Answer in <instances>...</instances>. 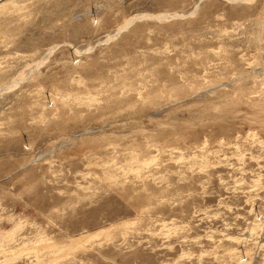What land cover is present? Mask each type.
I'll list each match as a JSON object with an SVG mask.
<instances>
[{
  "label": "rangeland",
  "instance_id": "1",
  "mask_svg": "<svg viewBox=\"0 0 264 264\" xmlns=\"http://www.w3.org/2000/svg\"><path fill=\"white\" fill-rule=\"evenodd\" d=\"M0 264H264V0H0Z\"/></svg>",
  "mask_w": 264,
  "mask_h": 264
}]
</instances>
